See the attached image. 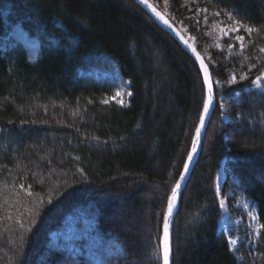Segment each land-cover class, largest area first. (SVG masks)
<instances>
[{
  "label": "trees",
  "instance_id": "1",
  "mask_svg": "<svg viewBox=\"0 0 264 264\" xmlns=\"http://www.w3.org/2000/svg\"><path fill=\"white\" fill-rule=\"evenodd\" d=\"M151 2L193 37L216 99L173 264H264L261 227L254 249L231 251L217 190L224 161V189L264 224V91L252 83L264 70V0ZM237 20L255 31L220 30ZM113 67L131 93L123 104L91 74ZM205 101L195 60L133 0H0V264H161L167 198Z\"/></svg>",
  "mask_w": 264,
  "mask_h": 264
},
{
  "label": "rangeland",
  "instance_id": "2",
  "mask_svg": "<svg viewBox=\"0 0 264 264\" xmlns=\"http://www.w3.org/2000/svg\"><path fill=\"white\" fill-rule=\"evenodd\" d=\"M149 1L151 2V0ZM151 3L153 4V2ZM153 5L156 6L155 4ZM176 26L183 30L189 40L194 44L193 37L189 35L187 31L180 25ZM221 28L227 29L224 26ZM91 74L98 81H109L117 86V92H120L123 95L116 96L115 99L119 101L122 99L124 102L130 96L127 95L128 92L126 91V86H128V84H121L122 78L120 77L119 72L115 67H113L111 70L96 68ZM255 88L257 87L255 86ZM257 89L261 90L260 88ZM226 180L227 166L223 161L220 165L217 178V190L221 209V217L218 221V230L224 233L227 240L228 237H231L232 239L237 241L235 244H230L228 241V244L231 251L237 257H240L238 252L239 250L241 251V246L243 244H246V249L250 246L252 247V249H254L256 246L260 230L258 212L256 205L251 200L247 199L242 193H240L236 187L228 183V186L226 187V189H224ZM221 201H223V207H221ZM77 230L78 229L70 224L62 237L69 242L74 238V236L77 235ZM52 236L54 240H57L55 234H53ZM69 249H73V246L70 245Z\"/></svg>",
  "mask_w": 264,
  "mask_h": 264
},
{
  "label": "snow or ice",
  "instance_id": "3",
  "mask_svg": "<svg viewBox=\"0 0 264 264\" xmlns=\"http://www.w3.org/2000/svg\"><path fill=\"white\" fill-rule=\"evenodd\" d=\"M140 2L144 5H146L148 8L151 9V11L159 18L161 19L166 25L169 27H172V25L169 23L168 19H165V17L157 11V9L149 2V0H140ZM165 3H167V0H165ZM203 11H206L203 10ZM215 15H219V13H216ZM229 18H232V14L229 13ZM205 20H207V17H205ZM241 28H244L246 33L251 35L255 29L251 26H245L241 21L237 20L234 24H232L227 29L221 28L220 30L224 32L225 35H228L229 33H238ZM181 40L184 41L185 44L188 43L186 39H184L183 36L180 37ZM244 36L237 35L235 36V40L240 42V48L243 50L245 47L244 45ZM193 52H196L195 48H192ZM261 52H264V48L260 49ZM197 59H199L200 66L203 68V74H204V81L208 85V100L203 106V115L200 116L199 119V126L195 128V135L194 138L191 141V151L187 153L186 162L183 163V171L180 173L179 179L174 183V185L171 187V194L167 198V204H166V213L163 215L162 218V229H161V237L158 240L157 247L155 250V255L157 259L162 260V264H170V257L172 252V246H171V232L170 227L172 223V217L174 216V209L177 206V202L180 196V190L183 186V182L186 180L188 173L190 172V165L194 162V159L196 155H198L199 146H200V140H201V134L202 130L205 128V119L209 113V105L212 103L213 100V82L209 78V72L208 68L205 65L204 60L200 57L199 53H196ZM247 74L241 76V79H246ZM236 76L233 74L231 76L230 82H235ZM130 83V82H129ZM252 83L257 87L260 88L262 91H264V70H261L260 74L255 77V79L252 81ZM116 96H122L123 94L120 92H117L115 94ZM127 95H131V93H127ZM115 98V97H113ZM104 103H108V100H104ZM121 104H123V100L121 99L119 101ZM21 188L24 187V185H20ZM30 187V186H29ZM29 195H32L31 192H29ZM51 203V199L48 201ZM223 201H221V207H223ZM262 229H264V224L260 226ZM228 241L230 244H235L237 241L232 239L231 237H228Z\"/></svg>",
  "mask_w": 264,
  "mask_h": 264
},
{
  "label": "water",
  "instance_id": "4",
  "mask_svg": "<svg viewBox=\"0 0 264 264\" xmlns=\"http://www.w3.org/2000/svg\"><path fill=\"white\" fill-rule=\"evenodd\" d=\"M133 1L136 2L142 8H144L146 11H148L157 20V22L160 24V26L166 32H168L181 45V47L195 60V62L199 66V68L201 70V73H202L203 82H204L205 91H206V101H205V103H206L207 100H208V95H209V93H208V85L204 81L203 68L200 66L199 59H197L196 53H198V52H197V50H196V52H193L192 51V48H195L194 44L189 40V38L186 36V34L183 32V30H181L179 27H177L165 14H163L160 10H158L157 7L154 6L150 1L149 2L157 9V11H159L160 13H162V15L165 17V19H168L169 20V23L172 25V27H169L168 25H166L161 19H159L151 11L150 8H148L146 5L142 4L140 2V0H133ZM181 36H183L184 39H186L188 41L187 44H185L184 41L181 40V38H180ZM200 57L203 59V57L201 55H200ZM204 62H205V60H204ZM205 65L208 68L209 78L213 82V78L211 76L209 67H208V65H207L206 62H205ZM212 95H213V100H212V103L209 105V113H208V115H207V117L205 119V128L202 130L198 155H196V157L194 159V162L190 165V172L188 173L186 180L183 182V186H182V188L180 190V196H179V199H178V202H177V206L174 209V216L172 217V223H171V227H170V232H171V246H172V252H171V257H170V264H173V231H174L175 219H176V217H177V215L179 213V210H180V200H181L182 192L185 189V186H186L187 182L189 181V179L191 177V174H192V172H193V170H194V168H195V166H196V164H197V162L199 160V157H200V154H201V150H202V143L204 141V138H205V135H206V131H207V128L209 126V123H210L212 114H213V112H214V110L216 108V99H215V94H214V82H213V93H212ZM202 115H203V112H202ZM198 126H199V124H198ZM190 151H191V148H190ZM161 264H162V260H161Z\"/></svg>",
  "mask_w": 264,
  "mask_h": 264
}]
</instances>
